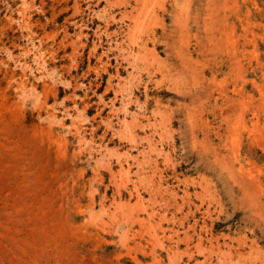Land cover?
I'll return each mask as SVG.
<instances>
[{"label": "rangeland", "instance_id": "obj_1", "mask_svg": "<svg viewBox=\"0 0 264 264\" xmlns=\"http://www.w3.org/2000/svg\"><path fill=\"white\" fill-rule=\"evenodd\" d=\"M0 264H264V0H0Z\"/></svg>", "mask_w": 264, "mask_h": 264}]
</instances>
